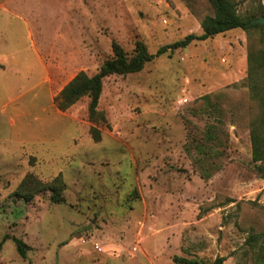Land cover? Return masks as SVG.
I'll list each match as a JSON object with an SVG mask.
<instances>
[{
    "label": "rangeland",
    "instance_id": "1",
    "mask_svg": "<svg viewBox=\"0 0 264 264\" xmlns=\"http://www.w3.org/2000/svg\"><path fill=\"white\" fill-rule=\"evenodd\" d=\"M235 1L241 17L264 16V0ZM212 13L208 0H0V264H264V239L246 242L264 232L250 140L264 70L256 86L247 78L264 24L105 77L106 123L88 119L86 96L66 111L53 101L112 56V41L155 54L201 34ZM55 177L61 202L46 187Z\"/></svg>",
    "mask_w": 264,
    "mask_h": 264
},
{
    "label": "trees",
    "instance_id": "2",
    "mask_svg": "<svg viewBox=\"0 0 264 264\" xmlns=\"http://www.w3.org/2000/svg\"><path fill=\"white\" fill-rule=\"evenodd\" d=\"M208 1L213 9V13L205 15L201 19V34H188L184 38L173 42L171 45L160 47L155 54L148 52L146 46L138 41L133 50V54L130 56H128L119 43L112 41V56L104 60L98 70L92 75H88L84 71L77 72L54 96L53 101L56 108L60 111H66L78 100L86 96L89 98L87 106L88 119L95 123L100 121L106 123L107 120L104 113L98 110V103L105 77L112 74L124 75L138 72L146 63L150 62L156 55L166 51L167 48L173 50L177 47H185L193 41L206 40L235 28H241L246 31L263 28V26L256 23L250 24V21L255 19L254 17H241L237 12V3L235 0ZM247 61V78L250 81L251 86H256V83L259 80V71L264 70V47H250L247 54ZM253 98H257L259 101L260 113L257 117L251 120V158L252 161L257 164L256 170L264 177V93L254 95ZM89 130L93 140L99 141L101 138L100 130L96 126H91ZM23 184H26V180L23 181ZM61 186L62 183L60 177H55L51 182L47 183L46 187L52 191V201H62L60 195ZM18 193L21 194L20 192ZM21 196H23L25 200H29L32 193L26 192L23 195L21 194ZM6 238H8V236H5L3 240L0 241V247ZM258 239H264V232L259 235L250 234L246 242L253 249V243ZM12 240L14 241L19 254L22 257H25L27 249L26 244L17 237H12ZM223 260V257H218L212 262H207L178 255L173 256V261L176 264H220Z\"/></svg>",
    "mask_w": 264,
    "mask_h": 264
},
{
    "label": "water",
    "instance_id": "3",
    "mask_svg": "<svg viewBox=\"0 0 264 264\" xmlns=\"http://www.w3.org/2000/svg\"><path fill=\"white\" fill-rule=\"evenodd\" d=\"M252 23L263 25L264 24V16H259V17L255 18V19H252L250 21V24H252Z\"/></svg>",
    "mask_w": 264,
    "mask_h": 264
},
{
    "label": "crops",
    "instance_id": "4",
    "mask_svg": "<svg viewBox=\"0 0 264 264\" xmlns=\"http://www.w3.org/2000/svg\"><path fill=\"white\" fill-rule=\"evenodd\" d=\"M60 111V110H59Z\"/></svg>",
    "mask_w": 264,
    "mask_h": 264
}]
</instances>
